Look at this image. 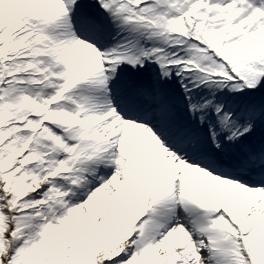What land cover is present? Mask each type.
<instances>
[{
	"label": "snow or ice",
	"instance_id": "1",
	"mask_svg": "<svg viewBox=\"0 0 264 264\" xmlns=\"http://www.w3.org/2000/svg\"><path fill=\"white\" fill-rule=\"evenodd\" d=\"M0 264H264V0H0Z\"/></svg>",
	"mask_w": 264,
	"mask_h": 264
}]
</instances>
